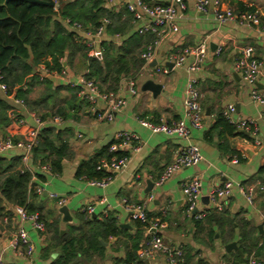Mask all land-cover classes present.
Here are the masks:
<instances>
[{
	"label": "crops",
	"instance_id": "0c3cea01",
	"mask_svg": "<svg viewBox=\"0 0 264 264\" xmlns=\"http://www.w3.org/2000/svg\"><path fill=\"white\" fill-rule=\"evenodd\" d=\"M170 1L140 0L146 5H166ZM183 1L187 4V9L176 21L179 30L162 43L155 59V67L145 65L140 58L152 37L143 30L146 22H136L132 17L130 21H126L128 13L125 12L121 22L128 29L115 36L103 35L101 42L112 41L115 46H122L139 34L141 37L134 50L144 63L140 71L131 70L120 80L115 92L126 101V105L110 122L96 121V115L90 111L89 104L77 96V88L73 83L87 71L79 54L73 57L71 66L67 64V55L61 61V71L67 74L66 79L58 76L57 72L50 73L43 65L35 67L32 77L46 83L35 86L28 96L30 100H42L33 111L26 106H16L13 103L14 96L8 97L0 90V99L15 107L22 118L23 125L20 127L18 140H24L26 132L34 127L33 116H36L43 122V129L52 128L54 135L60 134V140L67 144L70 152L61 160L60 170L56 173L51 170L43 172L42 165L32 155L27 162L28 170L35 174V183L44 189V193L37 199L36 213L46 226V234L42 236L29 223L24 224L34 246L31 264H52L57 257L56 253H45L53 238V231L48 230L47 225L54 226L60 236H64L72 231L77 234L82 229L87 232L91 221H102L109 217L115 218L119 228L118 235L101 240L103 250L91 254L85 264H166L164 257L159 254L139 259V251L147 240V234L139 222L129 218L124 201L144 205L150 219H161L164 222L165 227L159 231L161 238L166 245L182 250L181 264H232L233 254L236 253H226L224 246L232 242L238 243L243 234L257 244L248 257L256 256L255 253L264 245V192L257 193L254 204L249 205L238 191L240 183H264V105L251 101L252 88L242 81L233 68L239 48L251 46L255 59L262 67L257 89L264 95V32L259 26L236 21L219 24L212 11L208 14L197 13L194 0ZM135 2L136 0H113L111 3L106 2L105 7L122 13L127 4ZM220 2L223 9L230 8L235 14L240 13V7L251 9L264 22V0ZM203 41L207 44V55L200 70L189 73L192 58H187L180 68L173 66L169 70L166 63L171 54L199 45ZM87 42H90L89 38L85 37L83 43ZM219 47L221 53L217 55L215 50ZM94 49L100 51L95 59L101 60L103 54L99 44H95ZM189 77L197 80L204 111L203 128L191 130L189 140L200 148L203 160L199 165L183 169L165 183L157 185V180L164 167L172 161L176 149L186 145V142L174 136L152 133L140 125L139 120L172 122L182 119L184 91ZM131 80L135 82V94H131L127 84ZM148 81L161 86L158 95L154 96L141 89ZM230 103L235 106V120L251 118L257 121L260 146H254L245 133H229L216 125L219 116L223 117V108ZM102 108L99 105V109ZM57 110L63 111L65 118ZM52 115L59 116L61 123H53ZM122 133L136 136L138 148L133 150L132 146H126L118 149L117 152L122 157H127L128 161L122 170L112 173L113 179L109 184L96 187L90 185L85 177H77V168L81 163L91 160L106 147L120 144ZM234 153L240 155L241 161L232 162ZM3 154L12 159L15 156L21 158L23 152L12 150ZM20 165L21 159L19 167ZM195 176L201 181V199L197 212L205 213L198 220L201 221L198 225L197 220L185 215L182 194V185ZM148 182H152L154 188L147 193ZM225 182H231L232 188L229 197L220 201L222 210L218 211L207 195L210 190ZM86 206L93 207L92 215L83 214L82 209ZM1 207L6 212L11 206L3 204ZM62 207H66L69 220L64 221V215L60 212ZM210 214L216 217L215 222L206 220ZM3 215L0 216V257L5 264H24L7 246L14 229L13 222L6 225L2 223ZM229 222H232V226L227 225ZM222 223L225 225L220 230L219 225ZM215 234L217 236L213 237ZM257 258L264 264V251Z\"/></svg>",
	"mask_w": 264,
	"mask_h": 264
},
{
	"label": "built area",
	"instance_id": "2783aa9c",
	"mask_svg": "<svg viewBox=\"0 0 264 264\" xmlns=\"http://www.w3.org/2000/svg\"><path fill=\"white\" fill-rule=\"evenodd\" d=\"M113 0H107L111 3ZM220 0H194V9L197 13L208 14L212 11L214 19L219 24L236 21L240 24L247 23L251 26H259L264 32V22L261 21L258 14L255 12H240L235 14L232 9H223ZM129 13L132 14L136 22H146L143 30L149 32L154 36V39L149 42L140 58L145 65L150 64L156 59L159 48L162 43L171 35L178 32L177 19L180 14L187 9V4L183 0H171L166 5H146L136 0L135 3H129L126 6ZM65 24L76 32H82V26L79 23H70L66 20ZM110 24L107 18L101 20L99 27L94 32L86 34L90 42L85 43L88 48L87 56L89 58H96L100 51L94 49L95 44H99L104 35L106 26ZM221 48L215 50V54L219 55ZM207 55L206 41L199 45L183 48L175 54L169 56V62L173 63L175 68L183 66L187 58H192V63L189 66V73H195L205 62ZM234 71L237 72L242 81L249 85L251 89L250 99L254 104L264 105V95L257 89V82L262 73L260 63L255 59L254 50L251 46H243L239 48L238 54L233 64ZM58 74L63 79L67 78V74L61 71ZM2 76L0 75V81ZM128 87L131 94H135L134 81H128ZM77 88V96L89 104L90 111L96 115V121L110 122L113 120L116 113L120 112L126 105V101L113 91L101 90L94 80H89L84 76L78 77L77 81L73 83ZM0 90L6 95V88L0 84ZM7 96V95H6ZM13 96V95H11ZM10 97V96H8ZM13 103L16 106L23 107L21 100L13 98ZM99 105L103 106L99 109ZM100 110V111H99ZM235 106L227 104L223 108L222 115L224 119L234 127V130L239 133H245L251 139L254 146H260L261 142L258 139V125L257 121L251 118L234 119ZM14 119L13 115H10ZM34 127L29 129L24 140L13 141L10 137H3L0 135V154L12 150H20L23 152L21 156V165L19 172L28 173L30 180L27 186L29 196H41L44 193L43 187L35 183V174L28 170L27 162L32 155V150L37 144V138L40 131L43 129V122L36 116H33ZM52 122L59 124L61 118L53 116ZM140 125L150 130L152 133L165 134L167 136H174L186 142V145L179 147L174 152L172 161L166 165L157 180L156 184L161 185L172 178L177 172L195 167L199 165L202 160L200 148L190 143L191 130H201L204 126V111L201 107V94L197 87V80L194 77H189L186 83L183 100V118L177 121L166 122L159 120L151 122L147 120H139ZM17 125L21 127L23 121L17 120ZM121 143L113 145L109 151L117 152L119 148L132 146L133 150L138 148V138L126 133L120 134ZM135 144V146H134ZM128 161L127 157H112L110 160H101L96 167L97 171L104 172L106 176L99 180H90L89 184L96 187H105L112 179V173H117L122 170ZM232 162L236 163L237 158L233 157ZM43 172L50 171L49 166L42 165ZM232 188L231 182H225L222 186L215 187L208 193V199L213 207L220 211L222 206L220 201L229 197ZM201 181L198 176L191 178L182 185V194L185 202V215L194 220H201L205 213L197 212V207L201 199ZM238 191L249 205H253L257 193L264 192V183H256L245 185L240 183ZM124 208L129 214L132 221L139 222L146 231L147 240L144 246L139 251V259H147L155 255H162L166 264H181L183 262V252L181 249L168 246L161 238L160 230L165 227L161 219H150L145 212V207L142 204H132L124 201ZM11 215L4 214L1 217L4 225L13 222V232L8 240V248H10L15 256L24 261V264H31V258L34 252V246L24 228L25 223H29L32 229L42 236L46 234V226L38 213H28L24 207L13 206L9 211ZM83 214L90 216L93 214V207L86 206L82 209ZM264 220V214L262 215ZM264 229V223H263ZM0 264H5L0 257ZM221 264H230L222 262ZM242 264H263V261L255 256H250Z\"/></svg>",
	"mask_w": 264,
	"mask_h": 264
},
{
	"label": "trees",
	"instance_id": "16d2710c",
	"mask_svg": "<svg viewBox=\"0 0 264 264\" xmlns=\"http://www.w3.org/2000/svg\"><path fill=\"white\" fill-rule=\"evenodd\" d=\"M39 1L47 3L50 0ZM53 1L56 4L55 7L23 0H12L5 4V0H0V75L2 76L0 84L5 86L7 96L13 95L31 111L35 110L42 100H30L29 94L35 86L46 83L32 77L33 70L38 65H43L50 73H59L62 69L61 61L66 55L69 61L67 64L71 66L73 57L79 54L87 70L84 77L97 82L101 89L113 92L117 90L123 76L128 75L131 70L140 71L144 65L134 50V46L141 37L139 34V36L131 37L122 46H115L112 41L100 42L99 46L103 54L101 60L89 58L88 48L83 43L85 37L87 38L86 34L94 32L103 18H107L110 22L104 34L108 36L123 34L128 28L121 22L122 16L127 12L128 18L125 20L130 21L131 17L133 18L127 8L122 13L111 11L110 8L105 7L107 0ZM238 10L254 12L242 7ZM66 20L70 23H79L82 26V32L69 28L65 24ZM153 39L152 35L149 42ZM57 113L65 118L63 111L57 110ZM10 115H13L14 119ZM20 119L22 118L15 107L0 99V135L10 137L17 142L18 134L21 132L17 120ZM216 125L229 133L235 131L222 116H219ZM109 149L106 147L91 160L81 163L77 168V177H85L90 181L106 176L104 172L96 170L101 159L107 161L113 156L122 157L119 152L111 153ZM69 153L67 144L60 140V134L54 135L52 128H44L40 131L37 144L32 150V157L40 165L48 164L51 172L56 173L60 170L61 160ZM234 154L233 157L241 161L240 155ZM20 159V156L12 159L4 157V154L0 156V216L11 215L1 207L3 204L11 206L10 209L13 206H21L28 213L37 212L36 203L39 196L28 195L27 186L30 175L19 172ZM206 220L215 222L216 217L210 214ZM200 223L201 221L197 220L196 224ZM231 224L232 222L227 223L229 226H232ZM89 225L87 232L83 229L78 232L75 230L77 234H74L70 230L73 233L68 232L64 236H60L54 226L47 225V229L53 231V238L51 245H47L45 253L57 254L52 264H85L89 261L91 254L103 250L101 240L119 233L113 217L102 221L93 220ZM224 225L225 223L220 224L219 229L222 230ZM237 244L246 257L257 245L246 238L245 234L241 235ZM263 251L264 245L255 255L259 257ZM245 256L233 254L232 264H242Z\"/></svg>",
	"mask_w": 264,
	"mask_h": 264
},
{
	"label": "water",
	"instance_id": "95a60500",
	"mask_svg": "<svg viewBox=\"0 0 264 264\" xmlns=\"http://www.w3.org/2000/svg\"><path fill=\"white\" fill-rule=\"evenodd\" d=\"M9 1H12V0H5V4L8 3ZM23 1H26V2H29V3L46 4V5L51 6V7H55V5H56L53 0H50L47 3H44V2L39 1V0H23ZM156 65H157V61L156 60H153L149 64L150 67H155ZM166 66L169 68V70H171L173 68V63L168 62V63H166ZM141 89L144 90V91H149V92L153 93V95L155 96V95H158L159 92L161 91V86L160 85H156V84H154L151 81H148L145 84H143ZM153 188H154V184L152 182H148L147 183L146 192L147 193L150 192ZM60 212L64 215V221H66L67 219L68 220L70 219L66 207H62L60 209ZM261 229H262V226L259 227V230H261ZM224 250H225L226 253L235 252L237 255L243 256V254L239 250L238 245H237L236 242H232V243H229V244L225 245L224 246Z\"/></svg>",
	"mask_w": 264,
	"mask_h": 264
},
{
	"label": "rangeland",
	"instance_id": "374dc122",
	"mask_svg": "<svg viewBox=\"0 0 264 264\" xmlns=\"http://www.w3.org/2000/svg\"><path fill=\"white\" fill-rule=\"evenodd\" d=\"M217 236V234H215L213 237H216Z\"/></svg>",
	"mask_w": 264,
	"mask_h": 264
}]
</instances>
